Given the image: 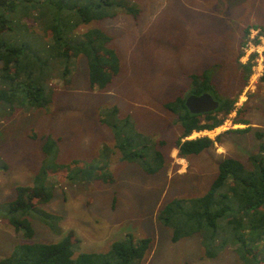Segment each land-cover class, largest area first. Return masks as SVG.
I'll return each instance as SVG.
<instances>
[{
    "label": "rangeland",
    "instance_id": "obj_1",
    "mask_svg": "<svg viewBox=\"0 0 264 264\" xmlns=\"http://www.w3.org/2000/svg\"><path fill=\"white\" fill-rule=\"evenodd\" d=\"M135 1L140 7L135 18L120 12L100 23L113 36L120 63L105 88L90 87L86 59L80 55L70 84L52 81L55 100L49 110L28 103L12 110L0 104V258L22 242H55L72 229L84 251L105 252L126 233L149 237L141 264H246L232 247L207 256L198 233L172 241L173 228L160 222L157 213L174 197L205 192L224 156L250 166L248 156L258 151L260 141L255 131L264 140V82L251 74L236 104L243 106L241 115L252 129L226 132L246 126L233 124L232 112L208 133L210 138L222 133L220 142L186 159L173 148L180 132L178 114L165 107L177 94H188L190 73L206 69L221 96L237 93L242 81L238 61L248 35L243 32L249 21L264 23V0ZM23 9L15 12L19 20L5 36L12 44H28L30 55L37 49L40 53L44 39L38 37V27L32 28L34 34L26 29ZM113 107L117 115L111 113ZM103 118L120 123L126 135L137 136H115ZM197 136L205 135L194 131L190 138ZM47 139L54 144L45 151ZM121 140L124 149L118 146ZM157 149L165 165L148 173ZM40 173L53 185L52 198L42 207L59 216L60 230L33 218L34 236L26 238L8 223L5 208L15 188L33 184Z\"/></svg>",
    "mask_w": 264,
    "mask_h": 264
},
{
    "label": "trees",
    "instance_id": "obj_2",
    "mask_svg": "<svg viewBox=\"0 0 264 264\" xmlns=\"http://www.w3.org/2000/svg\"><path fill=\"white\" fill-rule=\"evenodd\" d=\"M20 7L26 8L21 12L26 29L38 27L41 32L38 37H42L45 44L40 53L37 49L30 55L28 44H12L10 36H5L11 29L10 24L19 20L15 12ZM120 12L132 13L135 18L140 7L135 0H0V104L9 105L12 110L25 103L49 110L55 100L52 81L59 79L65 85L70 84L73 64L80 55L86 59L90 87L105 88L119 72L120 63L111 45L113 36L100 23ZM249 29L247 26L243 35ZM23 49L24 55H21ZM238 63L242 81L234 96H221L207 69L189 75L188 94L212 93L219 101L215 110L191 113L185 105L186 95L180 93L165 103V107L179 117L180 132L173 144L179 157L186 159L220 142L222 133L215 138L206 135L186 137L194 131L221 126L232 112H235L233 124L246 126L230 128L226 132L245 133L252 129L250 122L241 115L243 106L236 103L248 82L253 61ZM260 80L264 82V72ZM111 113L117 115V107H113ZM101 120L115 131V136L125 139H128L126 136H137L126 135L118 122ZM255 132L260 141L258 151L248 156L250 166L238 158L224 156L205 192L197 196L174 197L159 209L158 220L173 228L172 241L198 233L209 257H213L217 249L232 247L246 264H264V140L261 139L262 132ZM46 141L42 149L48 151L54 141ZM124 145V140L119 141V148L124 149ZM152 155L155 164L147 166L148 173L157 172L166 162L159 149ZM129 156L125 155V158ZM74 163L75 160L71 165ZM43 172L46 174V170ZM42 175H37L31 185L17 186L14 198L6 204L8 223L26 238L34 236L33 218L54 231L60 230L59 216L42 207L53 195L51 181H46L45 176L42 179ZM99 179L112 180L104 176ZM79 244L80 239L69 229L55 242L20 243L10 255L0 258V264H141L151 239L126 233L112 242L105 252L80 250Z\"/></svg>",
    "mask_w": 264,
    "mask_h": 264
},
{
    "label": "built area",
    "instance_id": "obj_3",
    "mask_svg": "<svg viewBox=\"0 0 264 264\" xmlns=\"http://www.w3.org/2000/svg\"><path fill=\"white\" fill-rule=\"evenodd\" d=\"M242 50L244 54H242L240 61L246 63L252 57L251 77L255 80L259 79L264 72V30L254 27L250 28ZM210 131H198L196 134L207 135ZM186 138H189V136Z\"/></svg>",
    "mask_w": 264,
    "mask_h": 264
},
{
    "label": "water",
    "instance_id": "obj_4",
    "mask_svg": "<svg viewBox=\"0 0 264 264\" xmlns=\"http://www.w3.org/2000/svg\"><path fill=\"white\" fill-rule=\"evenodd\" d=\"M185 105L191 113H205L215 110L219 106V101L210 92L189 93L186 95Z\"/></svg>",
    "mask_w": 264,
    "mask_h": 264
},
{
    "label": "crops",
    "instance_id": "obj_5",
    "mask_svg": "<svg viewBox=\"0 0 264 264\" xmlns=\"http://www.w3.org/2000/svg\"><path fill=\"white\" fill-rule=\"evenodd\" d=\"M248 26H250L251 28L254 27V28H260L264 30V23H258L256 21H249Z\"/></svg>",
    "mask_w": 264,
    "mask_h": 264
},
{
    "label": "bare ground",
    "instance_id": "obj_6",
    "mask_svg": "<svg viewBox=\"0 0 264 264\" xmlns=\"http://www.w3.org/2000/svg\"><path fill=\"white\" fill-rule=\"evenodd\" d=\"M197 133V132H196ZM189 138H190V136H189Z\"/></svg>",
    "mask_w": 264,
    "mask_h": 264
},
{
    "label": "flooded vegetation",
    "instance_id": "obj_7",
    "mask_svg": "<svg viewBox=\"0 0 264 264\" xmlns=\"http://www.w3.org/2000/svg\"><path fill=\"white\" fill-rule=\"evenodd\" d=\"M201 114H203V113H201Z\"/></svg>",
    "mask_w": 264,
    "mask_h": 264
}]
</instances>
